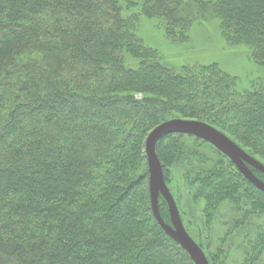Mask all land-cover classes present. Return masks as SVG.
Here are the masks:
<instances>
[{"label":"trees","instance_id":"16d2710c","mask_svg":"<svg viewBox=\"0 0 264 264\" xmlns=\"http://www.w3.org/2000/svg\"><path fill=\"white\" fill-rule=\"evenodd\" d=\"M142 18L176 45L217 20L264 71V0H0V264H194L151 207L145 144L165 121L207 123L264 164V73L241 90L216 64L175 70L140 37ZM156 152L172 195L176 173L204 204L206 248L187 232L209 263L234 250L257 264L264 193L195 136ZM224 204L240 216L209 253ZM159 210L170 224L162 197Z\"/></svg>","mask_w":264,"mask_h":264},{"label":"rangeland","instance_id":"374dc122","mask_svg":"<svg viewBox=\"0 0 264 264\" xmlns=\"http://www.w3.org/2000/svg\"><path fill=\"white\" fill-rule=\"evenodd\" d=\"M119 1L123 3V0ZM139 35L148 46L159 51L165 65L178 71L185 66L216 64L222 71L237 79L238 87L241 90L250 89L252 82L259 80L264 73L250 58L246 48H234L225 42L217 20L202 25L195 24L190 32V41L178 45L170 43L165 37L164 30L158 29L154 21L146 18H142L140 21ZM182 183V177L174 173L171 187L174 191L175 202L180 209L182 222L185 229L206 248V236L204 235L206 233L203 234L201 231L204 204L203 202L194 203ZM239 216L232 205H223L209 232L213 243V248L209 253L218 249V238L225 235L228 228L226 224L234 219H239ZM256 222L254 221V223ZM226 255L227 260L224 264H241V259L236 251L232 250ZM257 264H264V254Z\"/></svg>","mask_w":264,"mask_h":264},{"label":"water","instance_id":"95a60500","mask_svg":"<svg viewBox=\"0 0 264 264\" xmlns=\"http://www.w3.org/2000/svg\"><path fill=\"white\" fill-rule=\"evenodd\" d=\"M171 134L191 135L211 144L229 158L245 178L263 193L264 180L257 177L251 170V167L264 176V164L250 156L226 134L201 121L171 119L158 125L148 135L145 151L149 168V192L153 214L162 229L186 249L194 264H210L202 248L185 229L178 206L166 184L162 164L156 152L159 141ZM160 197H162L168 205L170 224L166 223L160 214Z\"/></svg>","mask_w":264,"mask_h":264}]
</instances>
